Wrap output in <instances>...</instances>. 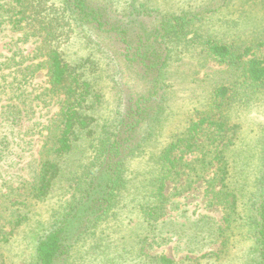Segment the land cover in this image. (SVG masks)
Listing matches in <instances>:
<instances>
[{
    "label": "rangeland",
    "instance_id": "374dc122",
    "mask_svg": "<svg viewBox=\"0 0 264 264\" xmlns=\"http://www.w3.org/2000/svg\"><path fill=\"white\" fill-rule=\"evenodd\" d=\"M108 1L111 2V9L115 10L116 7L117 16L123 17L122 22L126 18L132 21L133 31L127 41L132 46L139 45V35L146 36L145 29H154L167 15L205 14L216 10L223 3L221 0ZM2 2L0 0V3ZM133 2L135 7L144 4L150 15L141 18V14L136 11L131 14ZM114 10L110 13L114 14ZM206 17L204 22L196 24L194 29L190 28L187 36L177 43V50L173 53L170 64L172 78L168 82L172 96L169 106L163 122L153 129L150 146L140 149V153L135 156L127 157L125 173L128 192L124 191L123 199L117 200L118 208H114L113 215L101 224L96 235L86 236L84 241L75 247L71 264H108L111 253H114L112 257L118 258L117 264H154L150 258L159 256L172 258L177 264H254V243L245 224L247 225V218L252 213V202L257 201L259 189L264 183L263 88L238 87L233 92V105L226 111L233 126L228 137L232 143L229 142L226 150L230 172L227 185L231 191L237 193L239 205L237 219L232 229L226 231L227 246L221 244L224 237L217 238L216 242L205 246L202 251H197L198 248L190 253L177 248L176 238H171V235L167 237L171 240L169 243L153 245L155 237L143 227L144 219L136 209V200H133L137 196L142 199V189L148 191L151 188L150 174L142 177L143 167L147 166L152 170L155 161L151 158H154L174 136H180L189 121L198 115L197 112L207 109L213 87L232 85L235 82L236 78L234 79L231 73L203 52L202 46L197 43L196 33L217 35L225 40H235L240 45H252L255 48V56H264V45L258 46L264 43V0H233L228 8L212 12ZM101 33L99 31L97 34L100 40ZM25 34L26 31L15 30L8 23L0 26V90L3 91L0 92V135H7L3 141L6 158L0 161V194L11 198L10 202L2 199L8 203L0 212V238L10 230L9 226L16 218L26 216L23 224L15 229L11 243L4 244L3 247L0 245V264H34L37 240L63 215L74 195L81 194L84 178L79 176V172L90 161V152L85 153L84 145L80 146L63 160V172L47 199L37 202L26 197L23 206L18 202L17 193H21V185L31 181L32 168L37 167L34 161L41 158L40 152L48 134L46 125L57 111L54 99L48 97L45 102L35 99L44 90L48 77L44 68L37 70L33 75L25 74L26 66L44 60L42 57L36 58L37 43L25 37ZM103 40L105 43H111L112 47L103 44L104 54L98 51L94 59L99 62L101 68L112 63L110 65L117 67L116 72L121 73L118 78H121L123 85L125 83L131 87L135 94L144 93L145 89L140 86L142 82L138 81L137 75L129 70L128 63L121 61L126 54L136 56L135 47L127 52L126 42L115 34L105 33ZM87 41L89 40L83 38L73 41L74 44L69 45V55L78 57L97 51L91 47L93 43ZM16 50L19 56H16L15 62H9ZM97 73L95 72L96 75ZM26 78L30 80L25 84ZM112 86L113 82L100 83L104 99L97 114L102 118L108 117L106 119L112 117L117 100ZM16 105L19 106L20 112L19 120L15 121L10 112L14 111ZM12 121L14 123H11ZM103 122L100 120L101 124ZM142 132L143 129L134 136L135 140L139 139ZM199 141L202 142L200 148L193 149L190 154L177 152L178 157L181 154L182 165L176 174L175 170L171 175L174 179H167L164 192L167 203L161 222L164 221L166 231L173 230L177 225V230H184L183 233L190 237L194 235V231L199 233L202 229L201 222L194 225V220L203 215L209 216L212 219L210 224L215 228V237H218V228L228 226L225 222L226 210L215 200L219 188L222 187V184L218 183V163L213 159L214 154H208L210 147L204 145V140ZM204 161L206 163H201ZM104 243L114 247L109 250ZM97 250L101 252H96Z\"/></svg>",
    "mask_w": 264,
    "mask_h": 264
},
{
    "label": "trees",
    "instance_id": "16d2710c",
    "mask_svg": "<svg viewBox=\"0 0 264 264\" xmlns=\"http://www.w3.org/2000/svg\"><path fill=\"white\" fill-rule=\"evenodd\" d=\"M2 1L0 26L8 23L15 30L26 31L25 37L37 43L36 58H44L43 62L25 68L27 76L35 74L41 68L47 71L46 86L35 99L45 102L49 97L54 99V106L57 107L54 118L46 125L48 134L40 152L41 158L34 161L37 167L32 168L31 181L21 185V193H17L18 202L23 206L26 197L37 202L47 199L63 172V160L82 145L85 153L90 152V161L79 172V176L84 178L81 194L74 195L63 215L40 235L35 247L34 264H71L75 247L86 236H95L101 224L113 215L114 208H118L117 200L123 199L128 185L125 173L127 157L135 156L140 153V149L149 147L153 129L163 122L172 96L168 81L172 78L170 64L173 53L177 50V43L187 36L190 28L194 29L196 24L204 22L208 14L228 8L233 0H221L223 3L216 10L205 14L167 15L154 29H145L146 36L139 35L138 46L127 42L133 31L132 21L126 18L122 22L123 17L117 16L116 7L115 10L111 9V2L108 0ZM134 4L133 2L131 14L136 11L141 14L139 17L150 15L144 4L136 7ZM113 10L115 13H110ZM99 31L102 32L101 40L97 37ZM105 33L115 34L123 39L127 52L135 47L137 57L126 54L121 61L128 63L129 70L137 75L138 81L142 82L140 86L145 89L144 93L135 94L131 87L125 83L123 85L121 78H118L121 73L116 72L117 67L110 65L112 63L108 67L102 66L103 69L94 59L96 52L104 54L103 44L112 47L111 43L103 40ZM196 37L203 52L231 73L236 78L235 82L232 85L213 87L207 109L197 112L198 115L189 121L180 136H174L151 158L155 161L152 170L147 166L143 167L142 177L150 174L151 188L148 191L142 189V199L139 196L133 199L144 219L143 227L155 237L153 245L169 243L171 240L167 237L171 235V238H176L177 248L190 253L198 248L197 251H202L205 246L216 242L217 238L224 237L221 244L227 246L226 231L232 229L239 205L237 193L227 185L230 172L226 150L229 142L232 143L228 137L233 126L226 111L233 105V92L238 87L264 89V56H255L254 46L240 45L235 40H225L212 34L196 33ZM77 38L89 40L87 42H92L91 47L97 51L78 57L69 55V45L74 44ZM71 41L74 42L70 43ZM11 45L14 46L13 43ZM263 45L264 43L258 44ZM16 56H19L17 50L9 62H15ZM95 72H98L97 75ZM29 80L26 78L25 84ZM101 81L113 82L112 88L116 92L115 110L110 119L97 114L104 99ZM0 92L3 93L2 90ZM19 112V106L16 105L10 116L16 121ZM100 120L104 122L101 124ZM142 129L141 136L135 140L134 136ZM6 136L0 135V161L6 158L3 149ZM200 139L204 140L206 147H210L208 154H214L213 159L218 163L220 177L218 183L222 184L215 200L226 210L225 222L228 226L218 228V237H215V228L210 224L212 219L209 216L203 215L194 220V225L201 222L202 229L199 233L194 231V235L190 237L183 233L184 230H177V225L173 230L166 231L164 221L161 222L167 203L164 194L167 179H174L171 175L175 170L176 174L182 165V153L190 154L193 149L200 148ZM177 152H181L179 157ZM259 193L257 201L252 202V213L247 218V225L245 224L254 243V264H264V183L261 184ZM7 197L6 194H0V212L11 200ZM24 219L26 216L23 215L11 223L10 230L0 238L2 247L11 243L15 229L23 224ZM104 246L109 250L114 247L105 243ZM98 251L101 252H96ZM113 254L108 258V264H117L118 258L112 257ZM150 260L154 264H177L166 256L152 257Z\"/></svg>",
    "mask_w": 264,
    "mask_h": 264
}]
</instances>
